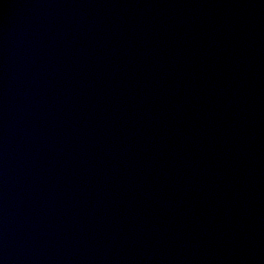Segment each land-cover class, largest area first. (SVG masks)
<instances>
[{
  "label": "water",
  "instance_id": "water-1",
  "mask_svg": "<svg viewBox=\"0 0 264 264\" xmlns=\"http://www.w3.org/2000/svg\"><path fill=\"white\" fill-rule=\"evenodd\" d=\"M0 264H264V0H0Z\"/></svg>",
  "mask_w": 264,
  "mask_h": 264
}]
</instances>
